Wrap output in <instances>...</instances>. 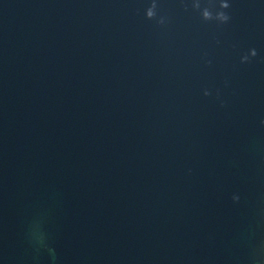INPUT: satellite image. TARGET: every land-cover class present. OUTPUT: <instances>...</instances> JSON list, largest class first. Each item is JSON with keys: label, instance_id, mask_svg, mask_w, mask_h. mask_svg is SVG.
<instances>
[{"label": "water", "instance_id": "1", "mask_svg": "<svg viewBox=\"0 0 264 264\" xmlns=\"http://www.w3.org/2000/svg\"><path fill=\"white\" fill-rule=\"evenodd\" d=\"M152 2L0 0V264H264V0Z\"/></svg>", "mask_w": 264, "mask_h": 264}, {"label": "clouds", "instance_id": "2", "mask_svg": "<svg viewBox=\"0 0 264 264\" xmlns=\"http://www.w3.org/2000/svg\"><path fill=\"white\" fill-rule=\"evenodd\" d=\"M196 8H199L200 5L197 3L195 5ZM221 9H228L230 7V4L227 2V0H223V2L220 5ZM203 18L205 20H217L220 23L224 24L227 23L231 17L228 15L226 11H218L215 15L208 9L203 10ZM146 16L148 19H155L157 16V3L156 0H153L151 6L147 9L146 11ZM159 24L163 25L165 23V19L161 17L158 21ZM258 55L257 51L255 48L250 49L249 52L241 57V63H249L251 61V58L256 57ZM210 63V62H209ZM205 96L211 95V93L208 90H205L204 92ZM240 197L238 195L233 196L234 201H239Z\"/></svg>", "mask_w": 264, "mask_h": 264}]
</instances>
